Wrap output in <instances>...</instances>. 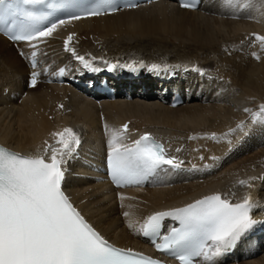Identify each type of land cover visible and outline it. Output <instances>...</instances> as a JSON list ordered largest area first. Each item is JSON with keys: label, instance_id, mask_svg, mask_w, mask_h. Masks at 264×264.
Wrapping results in <instances>:
<instances>
[{"label": "bare ground", "instance_id": "obj_1", "mask_svg": "<svg viewBox=\"0 0 264 264\" xmlns=\"http://www.w3.org/2000/svg\"><path fill=\"white\" fill-rule=\"evenodd\" d=\"M203 2L200 9L187 11L171 0H159L72 20L39 44L36 69L28 64L34 49L0 37V144L48 159V145L60 147L53 133L64 128L78 132L81 143L66 158L63 188L90 224L117 247L142 248L138 223L208 193L229 201L250 196L264 210V123L253 122L264 105V45L256 40L264 36V0ZM69 35L75 56L64 48ZM153 64L161 70H149ZM61 69L63 77L76 83L55 84ZM33 71L39 73L35 87L30 86ZM102 73L117 94L112 100L87 98V83ZM169 74L173 78L168 80ZM177 89L185 96L181 105L171 108L157 100ZM125 124L128 131L119 143L155 135L166 158L187 170L178 167L176 178L167 183L109 188L97 161L112 131ZM241 180L252 186L241 185ZM260 215L258 219L264 218V211ZM226 264H264V247L252 258Z\"/></svg>", "mask_w": 264, "mask_h": 264}, {"label": "snow or ice", "instance_id": "obj_2", "mask_svg": "<svg viewBox=\"0 0 264 264\" xmlns=\"http://www.w3.org/2000/svg\"><path fill=\"white\" fill-rule=\"evenodd\" d=\"M45 4L47 0H0V31L12 41L26 42L34 49L31 54L33 69L37 67L39 44L59 27L72 20L114 14L120 10L115 0L82 2L75 5L77 10L70 17L48 23L51 13L38 14L24 7ZM181 6L196 7L190 2ZM73 38L69 35L65 39L64 48L75 56V50L70 47ZM256 40L264 45V36L257 35ZM76 58L85 68H91L83 56ZM149 70L158 72L161 65L153 64ZM163 70H167V66ZM63 74L61 69L60 75ZM38 76L39 73L33 71L31 87L36 86ZM253 122L264 123V105H261L259 115H253ZM238 127L243 130L244 126ZM105 130L108 131L107 125ZM127 131V124L119 131L113 130L109 141L111 151L107 167L111 181L117 187L141 184L163 165L179 167L174 159L166 158L163 146L148 134L142 135L130 147L120 144ZM52 135L60 147L48 145L51 149L48 159L44 155L22 156L0 147V264H161L141 253L113 246L73 206L62 188L67 171L64 165L81 141L71 128ZM212 138L215 139L214 134ZM240 184L252 186L243 180ZM255 206L250 196L242 202L232 203L215 194L182 208L149 215L138 231L152 238L158 251L167 253L179 264H197V258H202L200 264H217V258L230 251L259 223L252 217ZM124 215L127 217L129 213ZM166 218L177 221L180 226L172 227L161 237L162 222ZM129 227L133 225L130 223ZM158 239L161 242H157Z\"/></svg>", "mask_w": 264, "mask_h": 264}, {"label": "rangeland", "instance_id": "obj_3", "mask_svg": "<svg viewBox=\"0 0 264 264\" xmlns=\"http://www.w3.org/2000/svg\"><path fill=\"white\" fill-rule=\"evenodd\" d=\"M115 63V62H114ZM115 65H117L116 63H115ZM75 132V131H74ZM75 133H77V135L79 136V138H80V140H81V137H80V135H79V133L78 132H75Z\"/></svg>", "mask_w": 264, "mask_h": 264}]
</instances>
